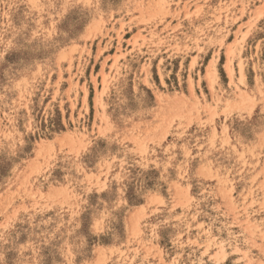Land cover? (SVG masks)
<instances>
[{
	"label": "rangeland",
	"instance_id": "rangeland-1",
	"mask_svg": "<svg viewBox=\"0 0 264 264\" xmlns=\"http://www.w3.org/2000/svg\"><path fill=\"white\" fill-rule=\"evenodd\" d=\"M0 264H264V0H0Z\"/></svg>",
	"mask_w": 264,
	"mask_h": 264
},
{
	"label": "bare ground",
	"instance_id": "bare-ground-1",
	"mask_svg": "<svg viewBox=\"0 0 264 264\" xmlns=\"http://www.w3.org/2000/svg\"><path fill=\"white\" fill-rule=\"evenodd\" d=\"M212 67H213V64L210 63V64L208 65V68H207L208 70L206 69L208 73H213L212 71H214V70H213ZM213 74H214V73H213ZM213 74H211V76H212ZM210 79H211V78H210Z\"/></svg>",
	"mask_w": 264,
	"mask_h": 264
}]
</instances>
